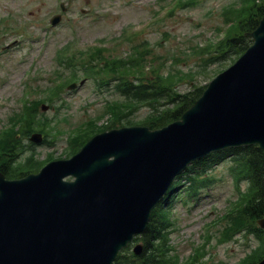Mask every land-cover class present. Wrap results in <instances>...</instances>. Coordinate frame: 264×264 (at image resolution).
I'll use <instances>...</instances> for the list:
<instances>
[{
  "label": "rangeland",
  "instance_id": "374dc122",
  "mask_svg": "<svg viewBox=\"0 0 264 264\" xmlns=\"http://www.w3.org/2000/svg\"><path fill=\"white\" fill-rule=\"evenodd\" d=\"M237 1L0 0V131L10 128V115L15 118L29 109L27 101L39 99L36 119H44L42 128L47 138H43L47 143L35 144L34 150L40 160H54L69 157L75 146L68 143L72 133L78 132L83 138L87 133L108 130L112 124L138 125L154 110L153 102L125 101L116 91L114 80L96 84L93 80L101 76L84 70L82 63L66 68L72 73L79 69L77 76H63L66 70L62 71L55 56L64 60L66 53L102 46L108 56L124 58L139 45L143 54L148 49L150 65L162 66L164 81L186 76L187 80L177 86L179 93H185L193 85H207L238 58L209 62L204 57L205 51L213 52L230 25L222 14L223 7ZM60 2H64V11L59 8ZM56 13L62 17L52 26L49 20ZM145 68L149 73V64ZM57 70L62 73L54 74ZM165 71L173 76L165 77ZM52 85L61 87L49 98ZM64 89L50 108L40 110L42 103L49 105ZM106 101H121L124 112L131 109V113L112 123L115 106ZM231 166L229 159L216 164L208 173L212 177L209 186L196 196L181 193L164 205L168 219L162 223L163 256L173 264H246L257 254L253 255L260 242L254 234L243 228L229 230L224 219L234 212L239 193L246 186L245 182L235 183ZM137 243H141L140 238L133 240L128 251Z\"/></svg>",
  "mask_w": 264,
  "mask_h": 264
},
{
  "label": "water",
  "instance_id": "95a60500",
  "mask_svg": "<svg viewBox=\"0 0 264 264\" xmlns=\"http://www.w3.org/2000/svg\"><path fill=\"white\" fill-rule=\"evenodd\" d=\"M246 35L252 44L180 119L101 132L21 178L0 172V264H111L191 161L226 147L264 150V15Z\"/></svg>",
  "mask_w": 264,
  "mask_h": 264
},
{
  "label": "trees",
  "instance_id": "16d2710c",
  "mask_svg": "<svg viewBox=\"0 0 264 264\" xmlns=\"http://www.w3.org/2000/svg\"><path fill=\"white\" fill-rule=\"evenodd\" d=\"M188 3H195V0ZM222 14L230 25L226 27L224 36L216 43L213 52L205 51L204 57L209 62L226 60L233 56L237 57L244 52L252 42L245 33L256 28L264 14V0H238L224 6ZM95 47L93 50L84 52L76 60L78 62L87 60L84 63L81 62L84 66L83 69L88 72L94 71L95 76L106 75L109 79L116 80L115 88L127 101L153 102L154 104L151 106L154 110H151L143 120L138 122L149 126L151 129L159 128L178 119L183 111L195 102L205 87L193 86L191 90L179 93L177 86L187 80L186 76L180 74L174 82L164 81L162 66L150 65L146 54L148 49L145 48V54H143L139 45L133 46L135 50L132 53L129 52L128 56L124 58H112L106 55L102 46ZM151 58L154 59V57ZM64 60L65 63L67 60L72 64L75 62V55L68 56ZM147 64L150 66L149 73L145 68ZM78 71L75 70L72 76H77ZM169 72L165 71L164 76L171 78L173 74ZM56 90L57 86H54L51 92L54 93ZM39 101L26 102L29 109L22 115L15 117V123L4 130L0 138V171L7 178H18L28 172H34L42 163L36 159L33 152L24 158L21 156L28 148H33L31 144L28 146L24 144L23 139L28 138L35 130L43 132L44 119H40V122L36 119ZM128 105L127 107H130V104ZM112 106H115V112L110 109L111 114L114 115L112 123L114 120L121 121L127 118L128 114L131 113V109L124 112L123 107L125 105L120 104V108L116 104ZM111 127H115V125L112 124L108 128ZM76 133L71 139L75 146L69 154L76 152L93 135V133H87L83 138H79ZM227 158L233 162L230 170L235 183L239 184L243 181L246 188L240 192V198L236 201L238 205L232 209L234 212L226 215L224 219L229 230L243 228L254 234L260 243L253 253L254 255L257 252V254L250 258L246 264H254L259 260L264 254V249H262L264 247V230L258 227L256 220L264 217V150L258 145H248L210 153L189 165L182 174L177 176L178 180L172 184L168 199L161 201L152 210L146 229L140 237H137L140 238L142 244L141 252L135 254L125 248L112 264H173L172 260L164 257L165 249L162 246L164 235L162 223L168 219L165 215L167 209L164 208V205H168V201L181 193L186 196L197 195L199 189L208 186L211 181V177L206 174L207 170ZM179 188L181 189L178 190Z\"/></svg>",
  "mask_w": 264,
  "mask_h": 264
}]
</instances>
